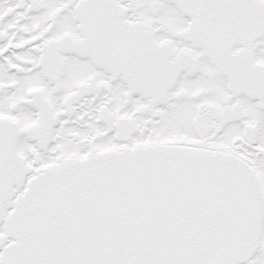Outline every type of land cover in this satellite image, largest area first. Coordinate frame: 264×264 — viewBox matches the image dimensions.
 Instances as JSON below:
<instances>
[{"label":"snow or ice","instance_id":"snow-or-ice-1","mask_svg":"<svg viewBox=\"0 0 264 264\" xmlns=\"http://www.w3.org/2000/svg\"><path fill=\"white\" fill-rule=\"evenodd\" d=\"M0 264H264V0H0Z\"/></svg>","mask_w":264,"mask_h":264}]
</instances>
